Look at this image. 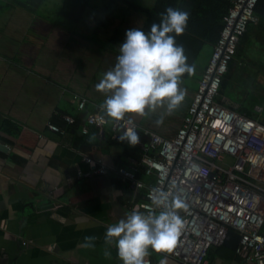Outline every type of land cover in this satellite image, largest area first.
I'll return each instance as SVG.
<instances>
[{"label":"crops","instance_id":"obj_1","mask_svg":"<svg viewBox=\"0 0 264 264\" xmlns=\"http://www.w3.org/2000/svg\"><path fill=\"white\" fill-rule=\"evenodd\" d=\"M37 5L28 9L11 2L5 8L0 0V141L8 145L7 150L0 149V264H122L115 245L105 242L106 228L132 211L143 200L144 190L124 181L117 171L119 166H130V157L124 155L127 141L114 136L113 118L106 115L102 128L88 124L89 114L103 101L92 93L85 64L74 61V45L66 44L65 26ZM129 16L139 19L135 27L141 26L140 12ZM57 31L65 34L62 39L52 38ZM258 43L264 51V42ZM67 46L71 59L65 60ZM237 61L232 83L259 82L257 91L264 96V52ZM75 92L88 98L85 109L72 101ZM193 95L173 112H180L173 130L165 117L160 124L152 117L135 121L173 136ZM232 99L226 101L246 105ZM256 106L264 112V105ZM252 110L264 120L262 112ZM65 114L78 120L77 128L60 133L48 127L51 122L65 128ZM84 156L109 166V172L94 173ZM139 178L151 180L141 171ZM87 235L96 237L95 247L82 246ZM151 256L160 264H179L168 250H154ZM208 257L209 264H256L223 244L211 247Z\"/></svg>","mask_w":264,"mask_h":264},{"label":"built area","instance_id":"obj_2","mask_svg":"<svg viewBox=\"0 0 264 264\" xmlns=\"http://www.w3.org/2000/svg\"><path fill=\"white\" fill-rule=\"evenodd\" d=\"M258 0H231L220 36L202 73L197 90L173 136L142 127L128 116L113 121L114 136L125 127H136L142 157H130V166H119L122 179L144 190L143 200L133 209L153 208L151 192L160 186L171 189L175 184L187 209H179L186 223L176 245L168 250L179 264H209L211 247L222 245L229 230L241 238L235 251L248 262L264 264V122L231 108L218 99L221 84L234 60L242 36L259 21L255 13ZM79 109L87 107L88 98L75 92L72 96ZM261 106L256 111L262 112ZM67 124L73 115L63 116ZM106 114L99 107L87 118L89 125L102 128ZM48 127L60 133L61 126ZM84 132L88 131L84 127ZM84 159L94 173L107 174L109 166L91 156ZM151 177L139 178V172ZM156 211H159L158 209ZM149 249L144 264L154 261Z\"/></svg>","mask_w":264,"mask_h":264},{"label":"clouds","instance_id":"obj_3","mask_svg":"<svg viewBox=\"0 0 264 264\" xmlns=\"http://www.w3.org/2000/svg\"><path fill=\"white\" fill-rule=\"evenodd\" d=\"M160 17L159 23L154 22L147 32L141 27L125 30L115 65L95 85L108 93L99 107L114 121L126 113L148 115L157 107L171 114L185 99L183 75H191L195 65L188 63L184 46L177 43L176 36L184 32L189 12L168 6ZM162 122L163 115L156 120L157 124ZM137 130L125 127L118 138L135 145L139 141ZM151 201V210L134 208L106 228L105 242L115 245L122 264H144L150 248L171 250L185 227L186 221L178 210L188 205L175 184L171 189L154 187ZM95 239L93 235L85 236L82 246L95 247ZM105 255L110 252L106 250Z\"/></svg>","mask_w":264,"mask_h":264},{"label":"rangeland","instance_id":"obj_4","mask_svg":"<svg viewBox=\"0 0 264 264\" xmlns=\"http://www.w3.org/2000/svg\"><path fill=\"white\" fill-rule=\"evenodd\" d=\"M155 1L156 0H137L138 3L146 7H152ZM11 2H13V0H3V5H6L5 8H8ZM29 2L34 5L36 4L30 0ZM62 2L63 0H46L43 2L42 6L38 4L37 9L46 10L49 14L48 17L52 21H56V23L65 26H63L65 30L64 33L67 34L68 38L66 44H68V46L74 45V58L76 57L74 61L79 65L80 63H83V65L85 64L84 66L87 67L86 71L91 80L88 82L92 87V93L101 98L100 100L104 101L108 93L98 90L95 85L99 82L103 73L112 68L116 63V57L119 54V44L121 42L113 41L112 37L119 36L124 39L125 30L138 25L139 19L136 17H127L130 12L136 11L129 8L127 3L120 0H91L83 19L80 22H74L59 15L58 11ZM124 19H126L125 22H123ZM255 28L256 27L250 31L249 38L243 44V46H246V50L240 55L242 59L245 57L253 58L264 52L260 50L261 44L258 43V41L264 42V31H259ZM64 33L57 31L52 38L62 39V36L65 35ZM63 46L62 44L57 46V48L62 50ZM68 46L64 48L63 52L64 55L66 54L65 60L71 59V52L67 50ZM77 52L78 56H76ZM211 54V46L208 44L204 45L193 64L195 65V71L189 76L183 75L182 87L186 90V96L178 108L179 110L187 105L188 100L197 90L199 79L204 72ZM237 59L238 57L234 60L232 68L234 65H237ZM236 76L239 78L240 74H236ZM228 80L229 84L226 89V96L232 97V100L235 102L234 104H239L244 101L247 106L253 109L255 108V110L256 104L264 105V96L260 95L263 92L257 91L258 85L256 83L259 82L251 83L242 79L239 83H232L231 74ZM179 113L180 112L176 114L172 112L171 114H166L163 107H157L155 111L150 112L148 115H140L137 113H132V115H134L133 119L136 121H142L145 117H150L151 115L152 117H160L163 115V118L165 117L167 119V126H170L173 130V127L176 126L174 117L177 118ZM173 114H175V116ZM261 117H264V112L261 113Z\"/></svg>","mask_w":264,"mask_h":264},{"label":"trees","instance_id":"obj_5","mask_svg":"<svg viewBox=\"0 0 264 264\" xmlns=\"http://www.w3.org/2000/svg\"><path fill=\"white\" fill-rule=\"evenodd\" d=\"M30 1H33L36 4H31L29 0H13V4L20 5L28 9H33L37 5L38 0ZM120 1L127 3L129 8L138 11L143 15V21L140 27L146 32L150 30V26L154 22L159 23L161 19L160 13L164 12L168 6L179 7L181 9L187 10L189 12L187 26L183 33L176 36V41L177 43L183 44L185 53L188 56V63L190 64H194L199 52L202 50L204 45L208 44L211 46V48H213L220 36V32L224 25V18L231 5V0H156L152 7H146L138 3L137 0ZM90 3L91 0H63L59 7L58 13L59 15L64 16L71 21L80 22L83 19ZM255 13L258 16L259 21L256 24H252L248 31L242 36L234 60L236 57L239 58L242 54L243 43L249 38L250 31L254 29V27L264 29V0H258L255 7ZM112 40L122 42L124 39L120 38L119 36H115L112 37ZM234 60L231 62L230 67L223 78L218 99L222 103L240 111L241 113H244L250 117L258 118L251 107L244 104L233 105L226 101V89L229 84L228 78H230L232 70L231 68ZM184 75L189 76L188 73H185ZM125 115L130 117L129 115H131V113H126ZM151 117L152 116L145 117L144 121L150 120ZM156 117L152 118L154 119ZM157 119L158 118H156V120ZM261 121L264 122V120ZM78 123V120L72 124L66 123L64 129L77 128ZM138 135L142 141L146 140L142 132H139ZM124 155L127 157H135L140 159L142 157L141 148L138 144L130 145L127 142Z\"/></svg>","mask_w":264,"mask_h":264},{"label":"water","instance_id":"obj_6","mask_svg":"<svg viewBox=\"0 0 264 264\" xmlns=\"http://www.w3.org/2000/svg\"><path fill=\"white\" fill-rule=\"evenodd\" d=\"M0 149L7 150L8 145L0 141ZM240 238L241 236L237 231L229 230L222 244L231 249H236L239 244Z\"/></svg>","mask_w":264,"mask_h":264}]
</instances>
